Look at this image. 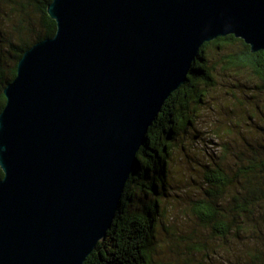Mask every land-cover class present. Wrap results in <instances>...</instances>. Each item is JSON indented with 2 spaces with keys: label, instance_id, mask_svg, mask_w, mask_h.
<instances>
[{
  "label": "water",
  "instance_id": "water-1",
  "mask_svg": "<svg viewBox=\"0 0 264 264\" xmlns=\"http://www.w3.org/2000/svg\"><path fill=\"white\" fill-rule=\"evenodd\" d=\"M3 90L0 264H83L201 47L264 51V0H52Z\"/></svg>",
  "mask_w": 264,
  "mask_h": 264
},
{
  "label": "trees",
  "instance_id": "trees-1",
  "mask_svg": "<svg viewBox=\"0 0 264 264\" xmlns=\"http://www.w3.org/2000/svg\"><path fill=\"white\" fill-rule=\"evenodd\" d=\"M51 2L0 0V113L6 102L3 90L15 78L24 52L55 35L56 23L47 13ZM213 54L220 55L218 64L232 73L229 94L234 106L243 109L239 119L257 131L254 120L261 114L256 99L264 93V51L252 52L243 40L231 35L204 44L185 82L165 100L149 127L146 142L135 154L136 164L112 225L83 264H158L154 258L159 249L157 234L165 226L164 209L160 208L171 189L169 153L179 147L178 141L190 129L195 132L197 110L206 104L215 83L216 67L209 60ZM239 75L254 85L240 82ZM196 137L192 133L191 141ZM208 158L201 173V195L191 200L189 211L219 240L214 252L224 260L221 264H229L222 252L232 248L230 245L245 258L238 264H264V130L262 141L250 147L246 163L238 165L234 173L211 155ZM134 202L142 206H134ZM206 250L201 244L175 264H204L195 255Z\"/></svg>",
  "mask_w": 264,
  "mask_h": 264
},
{
  "label": "rangeland",
  "instance_id": "rangeland-1",
  "mask_svg": "<svg viewBox=\"0 0 264 264\" xmlns=\"http://www.w3.org/2000/svg\"><path fill=\"white\" fill-rule=\"evenodd\" d=\"M221 56L213 54L210 57L212 65L216 67L214 86L209 90L207 102L197 110L194 120V131L183 140H179L178 148L170 150V174L168 175V197L160 208L164 209V229L157 234L159 249L154 256L158 264H175L185 257L191 249L196 250L203 245L207 248L197 253L195 259L204 264H221L223 259L215 255L219 249V240L215 239L210 231L203 227L195 216L189 211L191 200L196 201L201 195L204 186L201 173L203 166L210 162L209 155L226 169L234 173L241 163H246L250 155V147L262 141L264 130V93L257 96V104L261 114L254 120L257 131L239 119L242 107L234 106L230 93V84L234 82L231 72L225 70L219 63ZM246 85L254 83L237 77ZM197 131V132H196ZM197 136L191 141L190 136ZM184 145V146H182ZM180 147H184L183 150ZM209 159V161H207ZM143 197V196H141ZM134 206H142L134 202ZM200 244V245H199ZM227 247L222 254L228 257L229 264H238L245 260L244 256L235 247ZM193 247V248H191Z\"/></svg>",
  "mask_w": 264,
  "mask_h": 264
}]
</instances>
